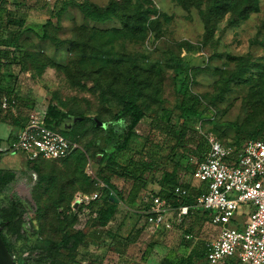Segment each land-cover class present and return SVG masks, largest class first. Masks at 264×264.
I'll return each mask as SVG.
<instances>
[{
  "label": "rangeland",
  "instance_id": "obj_1",
  "mask_svg": "<svg viewBox=\"0 0 264 264\" xmlns=\"http://www.w3.org/2000/svg\"><path fill=\"white\" fill-rule=\"evenodd\" d=\"M2 39L18 55L0 93L15 102L11 121L0 122V168L17 173L0 184V212L13 194L25 211L21 232L5 231L17 264H171L199 240L213 241L212 223L193 217L151 234L141 212L166 183L165 170L194 165L192 155L202 160L210 138L235 150L264 132V0H8L0 7ZM127 100L145 117L123 146L133 119ZM50 107L66 113L60 127L75 153L27 162L9 150L8 137ZM182 125L194 140L180 141ZM78 193L90 203L76 207ZM110 202L118 212L101 228L99 211ZM253 208L240 206L236 228ZM75 219L72 230L84 231L85 242L57 261H38L47 242L62 240L61 223ZM191 224L195 235L185 246ZM183 264L207 263L194 253Z\"/></svg>",
  "mask_w": 264,
  "mask_h": 264
},
{
  "label": "built area",
  "instance_id": "obj_2",
  "mask_svg": "<svg viewBox=\"0 0 264 264\" xmlns=\"http://www.w3.org/2000/svg\"><path fill=\"white\" fill-rule=\"evenodd\" d=\"M14 103L9 95H1L0 122L10 115ZM8 140L9 150L22 151L27 161L64 159L77 147L60 131L48 126L47 113L32 115L20 132ZM209 142L204 159L194 155L190 158L195 162L192 180L201 189L195 197V206L212 211L211 222L217 231L208 244L207 260L209 264H226L236 257L240 264H264V135L247 140L235 150L214 138ZM174 194L180 203L177 206L159 194L145 203L142 214L151 234L161 229L173 230L190 216L192 206L181 202L191 194L190 190L178 185ZM91 199L78 193L76 207L89 204ZM242 204H252L254 208L245 227L238 224L236 228L234 218Z\"/></svg>",
  "mask_w": 264,
  "mask_h": 264
},
{
  "label": "trees",
  "instance_id": "obj_3",
  "mask_svg": "<svg viewBox=\"0 0 264 264\" xmlns=\"http://www.w3.org/2000/svg\"><path fill=\"white\" fill-rule=\"evenodd\" d=\"M8 0H0V7L5 6L7 4ZM92 11H98L99 8L95 7L94 5L91 6ZM13 24H18L19 27H24L25 22L24 21H13ZM18 55H13V53L9 50V45L7 44L6 40L0 41V93L3 91V82L6 80L5 78L7 76L11 75V70L13 68V64L18 61L17 58ZM10 73V75H8ZM11 92L7 95L11 97ZM12 98V97H11ZM189 114L197 115L196 110L190 108L186 109ZM125 112L129 114L133 119L129 127L128 134L125 137L124 145L126 146L132 139L135 130L140 125L142 119L145 117V111L143 108L138 105L133 100H127L125 103ZM66 118V113L62 111H58L56 107H50L48 113H47V124L51 128L60 131L62 134H64L67 138V132L64 131L60 127V122ZM9 115L4 118V121H9ZM11 121V120H10ZM16 122V121H15ZM27 123V122H26ZM26 123L21 127V129L26 125ZM170 129V127H167ZM173 128V126L171 127ZM163 129H166L163 128ZM168 132H171L170 130H167ZM174 131V130H173ZM166 132V131H165ZM175 133V131H174ZM264 135V132L261 134H254L252 138H261ZM9 137L8 139L14 138ZM180 141H184L185 139L190 141L194 140L195 136L191 134V130L187 125H182L181 127V133L179 135ZM70 139V138H69ZM246 139L244 142H246ZM242 142L240 146L244 143ZM202 144L200 141L198 142V146ZM75 153V152H74ZM74 153L64 159L59 160H37V161H27L31 163H37V162H43V161H60L65 160L74 155ZM204 159V157H203ZM190 160V159H189ZM189 163V162H188ZM114 165V163H112ZM126 170V169H125ZM195 170L194 165L186 164L183 165L181 163L178 165V163H174L171 169L165 170L164 179L166 183L160 187V191H158L156 194H159L165 198L170 199L175 206L180 204L176 199L177 196L174 194L175 187L178 185H183L187 187L190 190V195L183 197L181 199L182 203H186L192 206L191 208V214L186 219H190L191 217L194 218V222L197 221V223H200L201 225L210 222L212 223V211L210 210H204L201 208H198L195 206V197L201 192V189L199 185H194L190 181L183 180V171L185 172H192ZM125 172H122L121 174H125ZM17 177V173L13 170L3 169L0 168V184L7 185L10 182H12ZM103 181L106 186L112 187L116 190L115 186L112 184V181L110 178L104 177ZM144 187V183H139L137 185H134L132 189L130 190V194L132 195V198H136L140 191H142V188ZM10 206L3 208L0 212V225L3 227V238L5 239L7 246L9 247L11 253L13 254L11 245L5 235V231H8L9 233L19 234L22 230V227L24 223L26 222L25 218V211L23 208V205L20 201V199L17 197V195L13 194L10 196ZM34 201H36L34 199ZM118 212V203L110 202L109 205L101 207L99 211V222L98 226L101 228H106L111 223L112 219ZM142 213V212H141ZM76 219L73 220L71 223H61V229L64 231V236L60 242H53L49 241L47 242V246L43 247L41 249V257L38 259V261H57L58 258L63 254V252L66 251H74L79 245L83 244L85 242L86 233L84 231H73L72 228L76 225ZM187 223V222H186ZM185 235L183 237L182 243L185 246L191 245V238H187L186 235H195V229L193 227V224H191L189 227H187L185 230ZM208 242L199 240L193 248L190 250L192 252L190 255L182 254L179 257H174L170 261L171 264H183L185 260H187L189 257L191 258L193 254L195 253L198 257H200L202 260H204L207 264H209L207 260V253L209 250ZM16 261V260H15ZM17 263V262H16ZM24 264H32L29 262H25ZM63 264V262L61 263ZM226 264H240V261L238 258H230Z\"/></svg>",
  "mask_w": 264,
  "mask_h": 264
},
{
  "label": "water",
  "instance_id": "obj_4",
  "mask_svg": "<svg viewBox=\"0 0 264 264\" xmlns=\"http://www.w3.org/2000/svg\"><path fill=\"white\" fill-rule=\"evenodd\" d=\"M2 234L3 227L0 225V264H17Z\"/></svg>",
  "mask_w": 264,
  "mask_h": 264
},
{
  "label": "crops",
  "instance_id": "obj_5",
  "mask_svg": "<svg viewBox=\"0 0 264 264\" xmlns=\"http://www.w3.org/2000/svg\"><path fill=\"white\" fill-rule=\"evenodd\" d=\"M20 130H21V129H20ZM19 132H20V131H19ZM19 132H18V133H19ZM9 137H10V136H9ZM9 137H8V138H9Z\"/></svg>",
  "mask_w": 264,
  "mask_h": 264
}]
</instances>
